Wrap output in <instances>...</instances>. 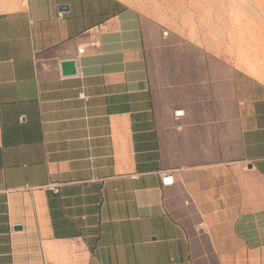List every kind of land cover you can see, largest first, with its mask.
Masks as SVG:
<instances>
[{
  "label": "crops",
  "instance_id": "1",
  "mask_svg": "<svg viewBox=\"0 0 264 264\" xmlns=\"http://www.w3.org/2000/svg\"><path fill=\"white\" fill-rule=\"evenodd\" d=\"M0 264H264V82L124 0H0Z\"/></svg>",
  "mask_w": 264,
  "mask_h": 264
},
{
  "label": "rangeland",
  "instance_id": "2",
  "mask_svg": "<svg viewBox=\"0 0 264 264\" xmlns=\"http://www.w3.org/2000/svg\"><path fill=\"white\" fill-rule=\"evenodd\" d=\"M264 82V0H124Z\"/></svg>",
  "mask_w": 264,
  "mask_h": 264
},
{
  "label": "water",
  "instance_id": "3",
  "mask_svg": "<svg viewBox=\"0 0 264 264\" xmlns=\"http://www.w3.org/2000/svg\"><path fill=\"white\" fill-rule=\"evenodd\" d=\"M62 69L64 74L73 73L75 71V62L73 60L62 62Z\"/></svg>",
  "mask_w": 264,
  "mask_h": 264
},
{
  "label": "built area",
  "instance_id": "4",
  "mask_svg": "<svg viewBox=\"0 0 264 264\" xmlns=\"http://www.w3.org/2000/svg\"><path fill=\"white\" fill-rule=\"evenodd\" d=\"M83 51H84L83 48L79 49V52H83ZM161 177H162L163 185H171L174 182V175L171 173L162 174Z\"/></svg>",
  "mask_w": 264,
  "mask_h": 264
}]
</instances>
